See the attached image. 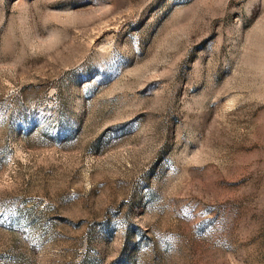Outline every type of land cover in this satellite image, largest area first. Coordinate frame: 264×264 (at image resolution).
<instances>
[{
  "label": "rangeland",
  "instance_id": "rangeland-1",
  "mask_svg": "<svg viewBox=\"0 0 264 264\" xmlns=\"http://www.w3.org/2000/svg\"><path fill=\"white\" fill-rule=\"evenodd\" d=\"M0 264H264V0H0Z\"/></svg>",
  "mask_w": 264,
  "mask_h": 264
}]
</instances>
